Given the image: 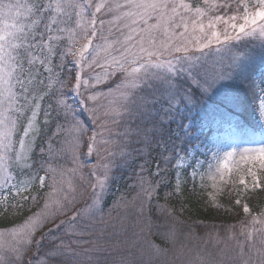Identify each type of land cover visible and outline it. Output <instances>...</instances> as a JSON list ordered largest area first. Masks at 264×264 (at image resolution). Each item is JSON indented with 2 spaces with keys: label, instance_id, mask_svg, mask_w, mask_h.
Segmentation results:
<instances>
[{
  "label": "rangeland",
  "instance_id": "rangeland-1",
  "mask_svg": "<svg viewBox=\"0 0 264 264\" xmlns=\"http://www.w3.org/2000/svg\"><path fill=\"white\" fill-rule=\"evenodd\" d=\"M231 1H234L235 4V0H207V4L205 0H184L190 7L200 8L205 13L200 18L203 32L200 22L193 24L190 19L195 16L194 11L184 13L182 10V14L189 19L187 32L183 37L187 51L182 50L179 53L174 51L172 45L177 44L180 40L179 36H172L169 32L168 35L171 39L166 43V37L158 32L156 33V48L163 51V55L157 54L149 58L147 52H141L139 56L143 57L144 60L151 59L153 62L171 60L173 64H176L173 56L179 55L189 58L192 63L215 65L217 68H224L228 65L234 67L232 78L226 80L225 84L218 88L213 95L201 97L195 94L193 95L194 108L190 103L186 106L184 102H180L171 111V115L182 118L184 132H194V134L192 133L193 136L200 140L190 147L186 154L177 155L174 166L177 171L175 179L179 182L177 185L187 181L198 184L199 187L207 190L210 199L215 202L217 207H219L220 200L216 198L222 193L230 194L231 191L235 193V196L238 197L236 204L242 206L244 211L245 206H247L248 211H245V214L251 216L247 225L240 228L238 237L234 238L228 234L224 238L230 241L231 248L236 253H245L254 260L259 251L258 248H264V205L258 213L252 214V209L243 201L241 196L248 191L264 186V164L257 158L259 150L264 149V106H262V100H264V36H261L258 27H256L255 32L252 31V27L246 29L249 34L245 35L238 33V28L233 31L229 25L215 21L216 16H222L227 20L229 16L236 14L234 4L231 6L232 10H229L228 7H222ZM255 2L256 0H251V4H255ZM93 10L90 9L89 11L92 12ZM250 10H252L251 5ZM23 11L24 9H21V12ZM97 19L105 21L101 31L106 40L94 39L92 46L84 53V64L81 63V66L79 64L81 86L78 97L83 102L82 109L85 112V120L89 124L83 125L91 128L92 131L89 135L91 140L89 152L91 155L88 154L86 158L89 160L105 148H109L116 139L126 136L128 122L125 119L127 111L124 106L129 103L134 94H139L140 89L144 87L140 80L144 70L140 69V71L133 72L134 68L140 67V62L125 64L126 71L121 70L112 62L111 58L120 59V53L123 51L119 44L114 43L117 39L123 40V36L117 31V28L122 26V22L113 21L110 24L112 14H105L103 10L101 13H97ZM210 21L215 23V27L211 30L208 28ZM7 23L9 25L12 23L24 25L25 32L30 31L28 28L30 19L26 15H21L18 18L9 17ZM148 23L153 24L155 21L149 20ZM236 23L239 25L243 23V20L238 19ZM259 23L264 24V22ZM2 27L3 24L0 23V28ZM97 27H100L99 24ZM134 27L140 29L145 25L141 21ZM225 29H227L228 36L232 37L227 42L224 40ZM123 31L127 32L128 30L123 29ZM176 31L183 32L184 29L180 28ZM213 31L221 33L219 43L212 37L211 32ZM205 33L207 40L204 38ZM133 35L135 36V34ZM237 35L239 39L236 38ZM206 43H208L207 47H205ZM86 44H88L87 39L79 40L77 51ZM109 45L111 47H108ZM103 48H107L108 51L105 52ZM145 48H149V46L145 44ZM133 51L135 52L137 49L133 48ZM92 57H96V63L92 62ZM129 60L131 61V57ZM9 63L11 64L12 61ZM35 64L33 74L37 81H44V83H37L34 94L29 95L28 100L25 101L24 97L20 95L21 87L16 83L18 73H13L10 85L12 92L17 95L16 103L9 110L8 115L10 117L19 115L20 117L13 133L14 141L23 136L28 118H32L34 129H38V132L33 131L31 133V138L36 146L41 134V108L45 95L43 88L54 87L55 82L50 79L55 77L57 72L53 62L50 65H44L37 59ZM49 67L52 69L51 72L47 70ZM148 71L155 73L162 70L149 68ZM173 79L175 81L176 100H182L195 88V85H192L191 89L189 88L188 81L183 75H173ZM259 79L263 81L259 83L262 87H259L257 82ZM25 86L32 92L33 85L29 84L27 80ZM3 91L4 87L0 86V92ZM250 92L256 96V100L254 99L256 102L250 98ZM0 99H4V97L0 96ZM34 105L39 106L36 108L37 115L35 116L32 115ZM2 107H7V104L0 106V110ZM18 108L23 109L22 114L16 112ZM248 108H250V112H248ZM189 109H191L190 112ZM207 114H219L220 120H225V122L219 126L218 130L208 133L210 129L208 123H198V120ZM185 116H189V119L185 120ZM78 134L74 133L73 135L79 137ZM78 141L73 144L72 137H70L72 147ZM35 146L30 153V158L15 163L8 160L0 164V194L9 188L22 191L34 185L39 188H47L49 191L45 195L44 205H47V208L57 207L61 215L58 220L50 221V215L58 216V214L56 210L54 212L47 209L46 218H30L31 222L26 224L27 227L24 226L22 231L0 232V264H23L22 256L27 249L26 246H28L26 243L27 234L31 232L33 238V234H38L40 231L38 228L46 224L43 228L47 230L42 228V232L47 234L44 238H47L48 245L43 244L45 247L42 246V252L37 253L35 261L30 264H59L55 258L59 255L62 256V253L55 251L54 246L60 245L61 241L65 239L64 237L67 240L63 241L65 250L63 255L69 257L70 264H96L100 256L106 253L111 254L113 248L111 245L117 242L110 243L112 237L108 229L110 223L115 220L106 219L107 216H104L103 219L99 218V208L107 193V173L111 167L109 158L106 157L103 164L100 161L96 168L87 165L89 162L75 164L74 168L67 161L58 162L55 158L56 162L52 168L55 171L50 169L48 175H41L32 170ZM16 147L19 148V145L16 144ZM36 152L39 156L41 155L39 158L43 159L46 150L37 149ZM93 153L94 155H92ZM36 162H40V159H36ZM18 172L19 174L16 175ZM41 178H43V183H41ZM78 213L79 215H77ZM73 216H77V219L72 220ZM100 221H106V223L100 224ZM85 224L88 225V230L83 239L88 240V243H84L83 239L79 238L81 229ZM135 239L136 237L133 238V240ZM115 249L121 251L119 246ZM144 258L145 255L138 257L137 254H132L126 255V260L120 258L113 261L119 264H129L132 261L133 263L138 260L142 261Z\"/></svg>",
  "mask_w": 264,
  "mask_h": 264
},
{
  "label": "trees",
  "instance_id": "trees-1",
  "mask_svg": "<svg viewBox=\"0 0 264 264\" xmlns=\"http://www.w3.org/2000/svg\"><path fill=\"white\" fill-rule=\"evenodd\" d=\"M228 4L233 6L234 1ZM89 10L87 13H90ZM87 13L85 18H88ZM70 26L75 27L74 24ZM61 35L63 39L60 44L63 47L57 50L52 60L57 72L56 78L50 79L54 80V87L43 88L45 95L41 108V134L33 153L32 170L41 175H48L56 162L55 158L58 162L67 161L74 168L75 164L88 162L87 165L96 168L100 161L103 164L105 158H109L111 167L107 173V193L99 208V218L107 216L106 219L115 220L110 223L108 229L112 237L110 243L117 242L111 245L113 247L111 254L100 256L96 264H119L113 260L120 258L126 260V255L132 254H137L138 257L145 255V258L129 264H261L264 261L263 247L258 248L259 251L253 260L245 253H236L232 250L230 241L224 238L228 234L234 238L238 237L240 228L247 225L251 216L246 215L242 206L236 204L238 197L233 191L230 194L222 193L216 198L220 200L217 207L207 190L198 184L187 181L177 185L179 182L175 179L177 171L174 168L177 155L186 154L190 147L200 141L193 136L194 132H184L181 117L164 115L162 111L160 119L164 128L158 126L155 139L149 136L145 140L142 135L136 134L134 127H130L131 121L127 114L126 136L116 139V145L115 143L110 145L97 156H92L90 160L86 159L88 154L91 155L89 135L92 131L91 128L85 127L89 124L85 120L83 102L78 97L81 86L79 67L81 63L84 64L85 56L81 59L80 52L77 51L78 43L72 49V53L60 56L61 50L67 52L71 47L67 33ZM61 61L63 67L60 66ZM257 82L259 84L263 81L259 79ZM259 87L262 85L259 84ZM250 93V98L256 100V96ZM255 100L253 102H256ZM66 107L72 110L75 121L82 129L78 132L79 141L73 147L70 145L71 136H68L69 142L65 143V134L58 132L57 129V125L64 120L63 113ZM248 110L250 112V108ZM219 117H221L219 114L203 115L198 123H208L209 133L218 130L225 122ZM50 148L55 155H50L48 151ZM37 149L46 150L43 159L39 158L41 155L36 152ZM36 159H40V162H36ZM18 174L19 172L16 173ZM48 191L47 188L35 185L23 191L12 188L3 190L0 194V232L20 231L31 222L30 218H46L47 209L54 212L56 210L58 214L50 215V221L58 220L61 215L58 208L55 206L47 208L44 205ZM241 197L252 209V214L258 213L264 205V186L248 191ZM44 226L38 228L40 231L33 234V239L40 241L43 237L42 245L44 243L48 245L47 238H44L47 234L42 232ZM65 239L63 241L67 240ZM118 246L121 251L115 249ZM26 247L21 260L25 264H30L43 249L35 242ZM61 255L55 259L59 262L63 259L65 264H68L69 257Z\"/></svg>",
  "mask_w": 264,
  "mask_h": 264
},
{
  "label": "snow or ice",
  "instance_id": "snow-or-ice-1",
  "mask_svg": "<svg viewBox=\"0 0 264 264\" xmlns=\"http://www.w3.org/2000/svg\"><path fill=\"white\" fill-rule=\"evenodd\" d=\"M205 3L207 4V0H205ZM250 5L252 10H250ZM209 7L212 6L209 5ZM222 7H228L229 10H232L231 5L228 3ZM21 9H24V11L21 12ZM88 9L94 10L87 13ZM102 10L105 14H112V20L109 21L110 24L113 21L122 22V26L118 27L117 31L123 36V40L117 39L114 43L119 44L123 51L120 53V59L112 57V62L123 71H126L125 64L140 62V67L134 68L133 72L140 71V69L144 70L140 76L144 87L140 89L139 94H134L124 107L131 121L130 127H134L136 134L142 135L145 140L149 136L154 140L158 126L163 127L160 119L162 111L164 115H170L176 104L180 102H184L186 106L190 103L194 108L193 95L198 94L201 97L211 96L225 84L226 80L232 78V73L235 70L232 65L217 68L215 65L192 63L189 58L179 55L173 56L176 64H173L171 60L153 62L151 59L144 60L143 57L139 56L141 52H147L149 58L157 54L163 55V51L156 48V33L158 32L166 37V43L171 39L168 35L169 32H171L172 36H179L180 40L177 44L172 45L174 51L176 53L182 50L187 51L183 37L187 32L189 19L182 14V10L184 13L194 11L195 16L190 19L193 24L199 21L203 32L200 18L205 13L200 8L190 7L184 0H123V2L121 0H32L31 3H20L19 0L14 3L0 0V23L3 24V27L0 28V86L4 87V91L0 92V96L4 97V99H0V106L7 104V107H2V110H0V164L8 160L15 163L19 160L30 158V153L35 146L31 133L33 131L38 132V129H34L32 118L29 117L23 136L16 141L13 140V133L20 118L19 115L16 117L8 115L9 110L16 103L17 95L12 92V86L10 85L13 73H18L16 75V83L21 87L20 95L27 101L29 95L34 94L36 84L44 83V81H37L36 76L33 74V69L36 67L35 62L39 59L40 63L44 65L52 63L57 50L63 47L60 44L63 39L62 33H67V39L71 47L68 48L67 52L61 50L60 56L72 53V49L79 40L87 39L88 44L79 50L81 59H84V53L92 46L94 39L106 40L101 31L105 21L97 19V13H101ZM235 12L236 14L229 16L227 20L222 16H216L215 21L229 25L233 31L238 28V33L245 35L249 34L246 29L252 27V31L255 32L256 27H258L261 36H264V24L259 23L264 22V0H256L255 4H251V0H235ZM86 13L88 15L87 19L85 18ZM21 15H26L30 19L28 24L30 31L27 33L24 30V25H17L16 23L9 25L7 23L9 17L18 18ZM238 19H242L243 23L237 25L236 21ZM149 20H154L155 23L149 24ZM141 21L145 27L140 29L134 27ZM72 24L75 25L74 28L70 26ZM97 24H99V28ZM214 27L215 23L210 21L208 28L211 30ZM180 28H183L184 31L177 32L176 30ZM123 29L128 31L124 32ZM211 35L217 43L220 42V32L213 31ZM204 38L207 40L206 33ZM236 38L239 39V36L237 35ZM230 39L232 37L228 36L227 29H225L224 40L227 42ZM134 40L135 43H133ZM208 43L205 44V47L208 46ZM145 44L149 48H145ZM108 47H111V45ZM133 48H136L137 51L134 52ZM103 50L105 52L108 51L107 48H103ZM130 57L131 61L129 60ZM9 61H12V63L10 64ZM92 62L96 63V57H92ZM60 66L63 67V61H61ZM149 68L161 69L162 71L152 73L148 71ZM47 70L49 72L52 71L50 67ZM173 75H183L188 81L190 89L192 85H195L192 92L183 97L182 100H176L175 98ZM26 80L33 85L32 92L25 86ZM77 87H79V83ZM59 103L62 104L63 101H59ZM262 106H264V100H262ZM38 107V105L33 106V116L37 115L36 108ZM190 111L191 109H189ZM16 112L22 114L23 109L18 108ZM63 116V122L57 125L58 132L65 134V143L69 142L68 136H71L74 144L79 137L73 134L81 132L82 129L79 127L78 122L75 121L74 114L70 108L66 107ZM184 119H189V116H185ZM16 144L19 145V148L16 147ZM48 151L50 155H55L51 148ZM10 153L12 155H9ZM257 158L264 164V149L259 150ZM52 171L55 170L52 169ZM43 182V178H41V183ZM245 211H248L247 206H245ZM76 219L77 216L72 217V220ZM87 230L88 225L85 224L79 234L80 239H83ZM42 240L43 237L40 241H34L31 237V232H29L26 243L32 244L35 242L37 245L43 246ZM83 242L88 243L89 241L83 239ZM54 250L64 254L63 241H61L60 245H55ZM59 264H65V262L61 261ZM261 264H264V261Z\"/></svg>",
  "mask_w": 264,
  "mask_h": 264
}]
</instances>
